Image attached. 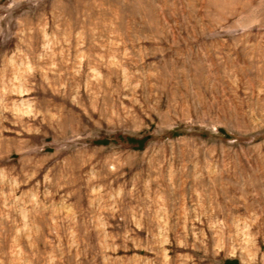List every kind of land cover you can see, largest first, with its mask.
<instances>
[{
	"label": "rangeland",
	"instance_id": "obj_1",
	"mask_svg": "<svg viewBox=\"0 0 264 264\" xmlns=\"http://www.w3.org/2000/svg\"><path fill=\"white\" fill-rule=\"evenodd\" d=\"M230 263L264 264V0H0V264Z\"/></svg>",
	"mask_w": 264,
	"mask_h": 264
},
{
	"label": "trees",
	"instance_id": "obj_2",
	"mask_svg": "<svg viewBox=\"0 0 264 264\" xmlns=\"http://www.w3.org/2000/svg\"><path fill=\"white\" fill-rule=\"evenodd\" d=\"M228 263H229V261H228ZM231 264V263H230Z\"/></svg>",
	"mask_w": 264,
	"mask_h": 264
}]
</instances>
